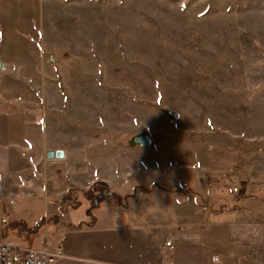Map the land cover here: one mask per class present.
<instances>
[{
	"label": "rangeland",
	"instance_id": "rangeland-1",
	"mask_svg": "<svg viewBox=\"0 0 264 264\" xmlns=\"http://www.w3.org/2000/svg\"><path fill=\"white\" fill-rule=\"evenodd\" d=\"M0 234L264 264V0H0Z\"/></svg>",
	"mask_w": 264,
	"mask_h": 264
},
{
	"label": "built area",
	"instance_id": "built-area-1",
	"mask_svg": "<svg viewBox=\"0 0 264 264\" xmlns=\"http://www.w3.org/2000/svg\"><path fill=\"white\" fill-rule=\"evenodd\" d=\"M56 260L57 254L47 246L24 245L0 235V264H56Z\"/></svg>",
	"mask_w": 264,
	"mask_h": 264
},
{
	"label": "water",
	"instance_id": "water-1",
	"mask_svg": "<svg viewBox=\"0 0 264 264\" xmlns=\"http://www.w3.org/2000/svg\"><path fill=\"white\" fill-rule=\"evenodd\" d=\"M172 113H173L174 116L178 115V113L175 112V111H172ZM151 142H152L151 136L146 131L137 133L134 136H132V143H134V144L139 143V144H143V145H147L148 146V145L151 144ZM48 153H49V155H52L53 153L57 154V155H61L62 151L60 149L55 150V151L49 150Z\"/></svg>",
	"mask_w": 264,
	"mask_h": 264
},
{
	"label": "trees",
	"instance_id": "trees-1",
	"mask_svg": "<svg viewBox=\"0 0 264 264\" xmlns=\"http://www.w3.org/2000/svg\"><path fill=\"white\" fill-rule=\"evenodd\" d=\"M96 186H97V185H96ZM91 189H92V187L90 188V190H91ZM17 222H19V221H14V220H12L10 226H12V225L17 226ZM5 228H6V229H5ZM4 231H5V233L8 232V231H9V227H4Z\"/></svg>",
	"mask_w": 264,
	"mask_h": 264
},
{
	"label": "bare ground",
	"instance_id": "bare-ground-1",
	"mask_svg": "<svg viewBox=\"0 0 264 264\" xmlns=\"http://www.w3.org/2000/svg\"><path fill=\"white\" fill-rule=\"evenodd\" d=\"M1 236H3V237H6V238H8L7 236H5V235H3V234H0ZM8 239H10V238H8ZM10 240H12V239H10ZM12 241H14V240H12ZM16 242V241H15Z\"/></svg>",
	"mask_w": 264,
	"mask_h": 264
}]
</instances>
